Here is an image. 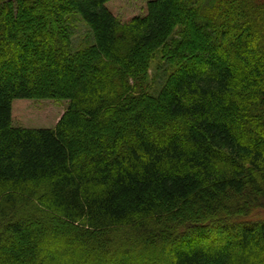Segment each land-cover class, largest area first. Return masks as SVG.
Wrapping results in <instances>:
<instances>
[{
    "label": "trees",
    "instance_id": "16d2710c",
    "mask_svg": "<svg viewBox=\"0 0 264 264\" xmlns=\"http://www.w3.org/2000/svg\"><path fill=\"white\" fill-rule=\"evenodd\" d=\"M111 1L0 0V264H264V0ZM20 99L68 106L15 127Z\"/></svg>",
    "mask_w": 264,
    "mask_h": 264
},
{
    "label": "rangeland",
    "instance_id": "374dc122",
    "mask_svg": "<svg viewBox=\"0 0 264 264\" xmlns=\"http://www.w3.org/2000/svg\"><path fill=\"white\" fill-rule=\"evenodd\" d=\"M149 1L150 0H113L110 3H108V6L111 9V11L121 19V21L127 22L135 16L144 15L147 11V5ZM83 31L86 30L83 29ZM205 60L206 59L204 58L203 62H206ZM159 63H160L159 61H155L154 63V66L156 65L155 68H158ZM160 71L164 72L165 68L163 69L162 67ZM67 106H68V101L59 102L53 100H43V101L24 100V99L15 100L13 103V116H14L13 125L15 127H25V128H54L58 123V121L63 116V114L65 113ZM39 224L33 223L31 225V228L37 227L35 229V233L38 236L35 238L37 239L41 238L42 236H45V234H47L46 232H48L47 229H44V227H41V225ZM219 225L212 226L211 229H200L199 232H194L193 235L194 237L198 235V238L201 239V241L204 242V245H207L210 250H213L214 248L217 247H222L230 251L231 250L236 251L241 249L240 248L241 242L237 236V233L233 232L226 225L224 226H219ZM56 228L58 229L57 231H59L62 235H64L62 227L57 226ZM66 231L69 232V230ZM180 241L179 239L176 238V236L169 235V237H166V239L164 240L165 243L164 244L162 243V245L165 244L173 245L174 243L181 244L182 242ZM150 244L154 248L161 246L157 241H152V243ZM263 246L264 245H262L259 240H256L255 250L257 253L262 250ZM42 248H46V247L45 246L37 247L33 243H31V245L27 243H22L17 239L13 241V243L10 245V251L12 250L13 252L19 255L17 257L16 256L13 257L14 261H22L24 255L26 256L29 253L30 255H34V253H37L38 250ZM157 249L160 251L161 248H157ZM3 250H0V253H2ZM101 250H103L102 246H98L97 249L93 250V252L95 253L94 255L98 253H102ZM4 251H5L4 253H6V250ZM167 252H169V250H167ZM88 253H89V258H91L90 255L92 253V250L91 252ZM36 255L34 256V258L36 257ZM106 256L108 257V252Z\"/></svg>",
    "mask_w": 264,
    "mask_h": 264
}]
</instances>
